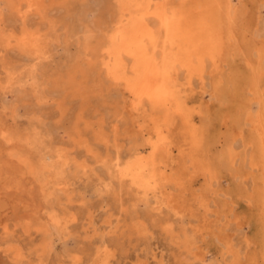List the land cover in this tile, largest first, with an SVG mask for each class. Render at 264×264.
Masks as SVG:
<instances>
[{
	"label": "rangeland",
	"instance_id": "obj_1",
	"mask_svg": "<svg viewBox=\"0 0 264 264\" xmlns=\"http://www.w3.org/2000/svg\"><path fill=\"white\" fill-rule=\"evenodd\" d=\"M18 1L0 0V264L18 251L21 264H264L251 168L264 0H229L231 42L202 85L184 86L192 123L166 129L155 152L123 87L84 50L102 42L97 27L114 31L117 0H44L26 23ZM25 27L42 34L39 54L5 44ZM136 162L146 190L119 177Z\"/></svg>",
	"mask_w": 264,
	"mask_h": 264
},
{
	"label": "bare ground",
	"instance_id": "obj_2",
	"mask_svg": "<svg viewBox=\"0 0 264 264\" xmlns=\"http://www.w3.org/2000/svg\"><path fill=\"white\" fill-rule=\"evenodd\" d=\"M210 1V4H205L207 2L196 4L193 0H179V4L174 5L167 0H117L119 9L115 18L114 31L112 30L110 35L103 36L101 27L96 26L100 32L99 35H102L100 37L102 42L99 41L96 50H90L84 45V50L87 53L90 51L94 60L90 65L92 67H96L95 65L102 66L108 79L115 85L123 87L131 100L129 103L130 111L135 113L137 118H142L143 122L138 124L137 128L141 131L146 130V133L149 134V145L154 152L160 149L162 144L159 143L165 138L163 133L166 129L177 125V122L182 126L190 124L191 120L186 110V95H184L188 89L185 87L191 86L194 76L202 85L207 63L211 62L214 67H217L216 57L232 40V32L225 33L226 29L224 30L228 25L227 23L230 22V1L224 0V4H221L220 0ZM43 3L44 0H19L18 3H12L11 8L15 14L25 18L24 22L26 23L29 14L39 15L42 13ZM188 3L191 4L188 5ZM90 26L94 29L93 25ZM87 29L86 31L90 30ZM255 34L258 37L262 35L264 38V22ZM84 36L86 37V35ZM42 39L39 30L30 31V28L25 27L18 36L12 32L5 44L11 47L12 43L15 42L16 46L13 47H18L24 51L32 49L33 52L39 54ZM183 73L186 75V83L182 84L181 78L183 77L181 74ZM65 84L67 83L65 82ZM71 84L72 82H69L68 86L70 87ZM76 89L78 88L76 87ZM67 90L71 91L70 89ZM256 97L259 109L252 122L255 155L251 160V168L262 172L259 186L262 187V190L259 193L258 204L261 233H263L261 254L264 263V94H259ZM157 112H160L161 115L157 116ZM117 117L118 114H115L112 121L117 122ZM115 127L117 125L113 126L114 131L116 130ZM136 156L138 157V155ZM137 163L133 168L127 165V168L121 169L119 177L122 180L130 181L135 186L141 184V187L143 185L144 190H146L149 186L144 174L146 169L144 164L137 165ZM119 164V162L116 163L117 166ZM149 176L152 177L150 174ZM169 199H165L167 204L173 206L175 202L172 205V199ZM15 255L17 264H21L23 256L20 251Z\"/></svg>",
	"mask_w": 264,
	"mask_h": 264
}]
</instances>
